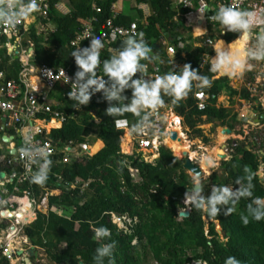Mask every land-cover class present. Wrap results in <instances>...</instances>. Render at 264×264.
<instances>
[{
  "label": "trees",
  "instance_id": "1",
  "mask_svg": "<svg viewBox=\"0 0 264 264\" xmlns=\"http://www.w3.org/2000/svg\"><path fill=\"white\" fill-rule=\"evenodd\" d=\"M117 0H104L98 5L101 13L93 9L94 0H50V12L44 23H53L56 32L51 35L37 34L35 24L28 27L23 33L30 38L34 45V64H46L53 68H69L77 70L75 59L72 57L74 49L70 47L71 41L82 29V20L97 17L93 23L94 34L98 35L106 25V21L113 18L112 6ZM146 3L152 10L148 18L150 25L139 26L140 33L150 47L155 43H161L160 58L156 68L150 67L149 61H142L148 65L149 74L163 75L172 71H179L175 67V61L164 50L162 38L166 32H173L178 38L171 44L176 46L177 59H182L184 64L190 63L193 69H198L202 75L209 76L213 83L211 87L199 89L194 87L189 95L172 103V98L165 96L168 108L183 118L182 125L185 132L192 140L202 138L205 144L209 139L198 126L203 122V117L210 121H219L223 118L235 120L233 110L218 106V100L226 93L232 101V96H240L241 99L250 100L251 95L246 89L236 91L231 86V80L227 76H220L210 70H202L200 65L205 53L215 56L214 50L209 47L208 37L196 40L193 35L182 36L188 33L187 23L177 22L176 17L182 13L175 8L174 0H139ZM64 3L69 8V13L62 14L57 5ZM184 10V9H183ZM186 13L187 10H184ZM118 25H130L133 21L118 17L114 20ZM212 32V39L223 38L228 43L238 38V33L223 35L221 30ZM1 44L5 38L1 37ZM125 40V39H124ZM124 40L112 45L116 50L122 47ZM184 43V47H181ZM196 43H201L196 46ZM24 45H27L24 43ZM168 51V50H167ZM186 54V57L183 54ZM2 63L0 70L7 73L9 78L17 79L24 69L20 55L9 53L6 48L0 50ZM113 54L110 49L103 50V57L109 59ZM251 82H255L254 73H250ZM220 77V78H219ZM107 79V77H106ZM70 89L67 85L57 84L48 97L54 100L53 108L65 113H73L74 101L68 99ZM203 92L208 96L206 108L199 110L197 93ZM125 95L131 99V90ZM108 107L106 100L91 101L87 106H80L78 118L69 119L61 128L52 129L49 137L58 145L86 143L90 137L103 141L104 147L94 156H88L79 161L72 159V163H64V155H57L52 160L51 170L47 182L42 185L47 188L56 187V181L61 176L64 181H74L77 177L84 180H92L90 190L82 196L80 191L76 193L63 191L59 196L50 197V204L58 211H51L45 215L40 213L26 230L32 243L40 246L47 253L48 258L56 264H96L95 251L102 243L116 242L114 249L115 264H192L195 262L205 264H225L229 256H235L240 264H264V220L255 221L251 218L245 226L240 216L246 214L247 205L251 198L241 199L235 212L225 216L223 211L216 217L208 216L202 211L193 208L188 218L178 217V207L182 208L181 199L188 188L192 186V176L184 170V160L174 156L173 152L161 146L160 159L153 163L142 158L141 153L135 151L132 155L122 153V134L114 124V118L105 115ZM47 116L50 120L51 116ZM98 118V120L96 119ZM116 119H129L136 121L131 113ZM179 125L178 119H176ZM264 123V120H262ZM233 128V125H230ZM8 133L16 135L13 129H7ZM2 134V132H1ZM137 135V133H134ZM17 147H20V139L16 136ZM138 142V141H137ZM231 150V158L222 161L223 173H214L210 178L202 180L206 190L215 186L238 187L236 181L245 175V166L254 173L253 189L254 197H264V179L258 175L261 163L264 165V154L255 152L253 144L239 142L234 144L228 141ZM95 150L101 148L98 143ZM138 148V143H137ZM252 148V149H251ZM264 150V142L262 144ZM130 169L136 170L134 174ZM137 176V178H135ZM32 189L37 196L40 193L38 185L32 184ZM223 207V206H222ZM62 211L63 215L59 212ZM127 215L137 219L132 226V231L125 233L109 221V213ZM209 221L206 228V221ZM218 222V223H217ZM107 227L111 230V239L97 241L94 239V227ZM220 227L222 233L218 232ZM0 264H9L1 259ZM35 264H39L38 262ZM108 264V259L104 260Z\"/></svg>",
  "mask_w": 264,
  "mask_h": 264
},
{
  "label": "clouds",
  "instance_id": "2",
  "mask_svg": "<svg viewBox=\"0 0 264 264\" xmlns=\"http://www.w3.org/2000/svg\"><path fill=\"white\" fill-rule=\"evenodd\" d=\"M209 10L211 9L207 6L201 7L198 10V13L201 14L200 18L203 19L204 14ZM37 11H39L37 0H0V25L15 30L22 20H27ZM208 19L211 22L219 23L224 29L223 33L239 34L238 38L231 43H226L223 39H209L207 41L209 47L214 50L215 56H211L208 61L204 60V63L210 64L209 70L212 73L229 78L242 76L251 67L250 61H264V27H261L259 32H253L254 28L264 25V10L258 12L231 5H222ZM194 31L207 33L206 29L201 27H196ZM113 37H115V34H113ZM253 40L254 43H252ZM103 48L102 37L93 36L90 38L88 47H79L72 52L78 70L74 79H71L72 87L67 95L68 99L74 101L73 107L79 109L80 106L89 105L95 94L102 93L103 99L108 103L105 115L114 118L115 126L123 133H126V129L122 128L127 126L129 122L127 119H116V117H123L126 113L133 114L137 118L131 124V131L134 133H143L148 129H154L155 132H158L159 129L155 127V124H158L156 121L161 118L160 109L162 110L166 106L165 96L171 97L172 103H177L186 98L194 87L199 89L209 88L213 83L209 76L202 75L198 69H193L190 63L184 64L178 72L175 70L150 78L148 76V65L142 63V61L151 62L158 57L155 56L154 49L145 41L143 33L129 35L115 54L109 59L101 61L100 56ZM153 53L154 56L151 55ZM207 55L205 53L204 56ZM101 64L103 75L98 74ZM127 90H131L132 93L130 100L125 95ZM96 119L98 120L97 117ZM179 119L182 129L183 118L179 116ZM174 125L176 124L174 123ZM160 131L163 132V129ZM123 133H121L122 139ZM167 133L165 134L166 138H170ZM21 134L23 135V144L17 151L21 159L25 161V169L30 174V183L44 185L48 180L53 163L49 158V149L46 145L41 146L36 142L32 134H25L24 129L21 130ZM158 137L160 147L165 146V141L164 143L161 142L162 139L165 140V137ZM137 141L136 144L138 143V148H140ZM153 150L155 149L153 148ZM156 153H159V151H156ZM150 154L148 155L150 156ZM141 155L143 156V154ZM157 159H154V161ZM192 160L195 162L194 159ZM154 161L150 162L153 163ZM33 165L36 166L34 172L32 171ZM209 167H215V165L210 164ZM0 169H3L0 172L4 173L3 161L0 164ZM131 172L134 174L137 171L133 170ZM244 172L245 175L236 181L238 187L214 185L211 188L210 195H205L201 173L193 170L192 186L185 192L183 200L181 199L183 207H178V217H186L193 208L211 217L218 216L222 211L225 216H230L235 212L241 199L251 198V202L246 208V214L242 213L240 216L242 223L247 226L250 222L249 218L255 221L264 220V197L253 198L255 185L252 181L255 174L247 166H245ZM108 219L118 227L119 231L125 233L131 232L132 226L137 223V219L127 215H119L115 212H110ZM93 231L94 239L97 241L111 239V230L107 227H94ZM19 235L12 236V239L17 240L19 243L17 248L8 240L10 248L15 249L17 255L11 261L6 260V262L9 264H22V261L24 264L37 263L38 258L42 255L43 248L33 244L27 235L23 234L28 241L23 238L18 239ZM33 246L38 251L37 257L30 253ZM115 247V241L102 243L95 251L94 260L96 264H104L106 258L108 264H115ZM15 257H21L22 259ZM26 258H29V261H25ZM225 264H240V261L235 256H229L226 258Z\"/></svg>",
  "mask_w": 264,
  "mask_h": 264
},
{
  "label": "built area",
  "instance_id": "3",
  "mask_svg": "<svg viewBox=\"0 0 264 264\" xmlns=\"http://www.w3.org/2000/svg\"><path fill=\"white\" fill-rule=\"evenodd\" d=\"M103 0H94L93 9L97 13H101V8L98 5ZM39 4V11L32 14L27 20H22L15 28V30L8 29L6 26L0 25V36L5 38V43H0V50L6 48L9 53H16L18 55H25L29 53L30 49H34V45L31 43L30 38L24 36L23 33L27 31V27L32 24L41 25V30L38 34L47 33V27L45 26L43 20H47L50 12V0H37ZM180 5V10H187L186 13H182L185 17H189L193 21V17L198 18L197 24L200 21H206L207 28L214 27L216 31L217 28L224 29L219 23L211 22L208 17L214 15V11H218L219 7L222 5H231L241 9L247 10H264V0H177ZM58 6V5H57ZM207 6L209 11L204 14V18H200V13L198 10L201 7ZM115 18H110L106 21L105 28L98 34H94L93 23L97 21V17L88 19L82 23V29L71 41L70 47L74 51L81 47H88L90 45V38L93 36H101L104 42V48L101 50V61L106 58L103 57V50L110 47L114 42H118L126 39L129 35L139 34V24L137 22L132 23L130 26L118 25L114 22ZM196 22V21H195ZM264 27L258 26L253 29V32H259L260 28ZM36 29V28H35ZM115 34V37H113ZM226 34V33H224ZM0 37V39H1ZM24 43L27 45L25 46ZM181 47H184V43H181ZM168 53L176 55L178 50L176 46L168 45ZM211 56L207 55L201 61V69L208 70L210 64L205 62L210 60ZM33 59V58H32ZM2 58L0 55V62ZM27 63L29 62L28 55L26 56ZM34 64V63H32ZM37 70H25L23 69L17 79L9 78L7 73L0 70V143L2 145L8 144L9 152L7 155L1 156L0 154V164L4 162V176L0 179V261L5 259L11 261L17 251L10 248V243L8 242L9 236L19 235L22 232L21 224L31 225L35 220L38 219L40 213L49 214L51 211H56L57 208L51 206L50 197L59 196L63 191H83L86 192L92 183V180H84L77 177L74 181H64L61 176L58 177L56 181V187L47 188L46 186L38 185L40 193L36 196L33 189L32 183H30V174L25 169V161L21 159L18 153V147L16 142V136L20 139V147L23 144V135L21 130H25V134H32L36 142L41 146L46 145L49 149V158H53L57 155H64V163H72L74 160L82 161L84 158L90 156L91 150L95 147V138L90 137V141L86 143H75L73 141L68 144L58 145L49 137L52 129L61 128L65 122L69 119L76 120L79 116L75 109L73 113H65L53 108L48 100L49 93L56 87L57 84L67 85L71 91L72 82L77 70L72 71L69 68H53L49 65L42 64L38 65ZM32 71V72H31ZM34 74L37 81H30L31 75ZM99 75H103L102 64L98 70ZM153 78V77H152ZM106 79V77H105ZM255 81L257 84L261 82V77L259 80ZM259 87L255 86L251 88V93L258 92ZM199 110H204L206 108V102L208 96L204 93L196 94ZM102 98V93H97L92 97L91 101H100ZM90 101V102H91ZM50 115L51 118L48 120L47 116ZM4 119L6 122L4 123ZM129 124L122 129H126V133L123 136L130 135L134 136L135 144L138 140L139 145L143 149H155L159 151L160 142L159 137H151L148 134V130L143 133H137L134 135L131 131V124L133 121L127 119ZM38 124H31V123ZM52 123L57 125L53 126ZM176 124V123H175ZM5 129L2 130V126ZM7 129H13L16 135L8 133ZM2 132V134H1ZM3 135L7 137H13L10 139L9 143L3 142ZM11 151H14L11 153ZM3 169H0L2 171ZM36 170V166L33 165L32 171ZM133 171V170H131ZM80 189V190H79ZM79 193V194H80ZM63 215V212H59ZM122 220V218H120ZM26 235V234H24ZM22 238L26 241V236L22 235ZM17 259H22L21 257H15ZM22 264L23 261H22Z\"/></svg>",
  "mask_w": 264,
  "mask_h": 264
},
{
  "label": "crops",
  "instance_id": "4",
  "mask_svg": "<svg viewBox=\"0 0 264 264\" xmlns=\"http://www.w3.org/2000/svg\"><path fill=\"white\" fill-rule=\"evenodd\" d=\"M174 4H175V8L180 11V6H179V8L177 7V4H178L177 0H174ZM57 9L62 14H67L70 11L68 6L66 4H64V3H59L58 6H57ZM112 10H113V13H114L113 14V18H115V19L118 18V17H122V19L126 18V21L132 20L133 21L132 23L137 22L139 24V26L142 25V24H144L145 26H149L150 25V22H149L148 18L152 15V10H151V8H150V6L148 4L142 3L139 0H117L112 6ZM175 19H176L177 22L183 21L184 23H187L188 26H190L193 29H195L196 27H201L202 26V25H200V23L197 24L198 18H196L195 16H194V19H193L194 21H192V22L190 21L189 17H185L184 15H182V13L178 14ZM87 20L88 19L82 20L81 23H83V22H85ZM192 23L194 24V26H192ZM203 23H204L203 26L206 27V28L208 26L207 24H210V23H208L206 21V19L203 21ZM130 25H125V26H130ZM45 26L47 27V31H46L47 33H45L43 35H45V36L47 35L48 36V35H51V34L56 32V27H55V25L53 23H48ZM35 27H36V31H37V34H38L40 32V30H41V25L35 24ZM218 27H221V25L218 26ZM209 29L211 31V28H209ZM207 30H208V28H207ZM212 30H213V33H217L218 30L222 31L221 28H217L216 31H215L213 26H212ZM174 33H176V32L174 31L173 34ZM222 33H223V31H222ZM173 34L168 31V32H166L164 34V36L162 38L163 45H165L164 50L167 53V54H164V55H166V56H168V51H167L168 45H171L174 42V40L176 38H178V35L174 36ZM226 34H228V33H226ZM226 34L223 33V35H226ZM185 36H186V34H185ZM211 36H212V32L210 33V35H206L205 37H208V40H209V37H210V39H212ZM195 39L199 40V39H202V38H198V39L195 38ZM220 39H223V38H220ZM223 40L226 43H228L227 40H225V39H223ZM0 41H2V39H0ZM114 43H117V42H114ZM159 44H161V43H159ZM112 45L110 47H107L106 49H110L111 53L115 54L116 49L113 48ZM196 46H198V43H196ZM2 49H4V48H2ZM160 49L158 51H156V57H158L160 59L159 61L163 62L164 60L162 58H160V56H159L161 54L159 52ZM33 52H34L33 56H32V53H31V49L29 50V53H28L29 62L31 61L30 64L27 63V61H23L22 58L20 57V61H22L23 65H24L25 72H27V70H30V69L34 70V71L37 70L36 68H37L38 64L37 65L36 64H32L33 63L32 62V58L35 56V50H33ZM16 54H17V52H16ZM169 55L175 61V67H180L181 68L184 65V62H183L182 59H177V56L172 55V54H169ZM183 56L186 57V54L184 53ZM209 56H211V55H209ZM212 57H214V56H212ZM158 58L150 62V64H151L150 67H153V68L157 67ZM2 61L3 60H1L0 64L2 63ZM148 69H149V67H148ZM156 75H158V74H156V73L149 74L148 73V76L150 78H152V77L154 78ZM35 77L36 76L34 74H32L31 77H30V79H31L30 81H37ZM255 86H258L260 88V85L257 84L256 81L254 83H252L251 79H250L248 82H246L244 87H242L239 90H236V91H240L242 89H246L251 95V99L250 100H244V99H241L240 96L239 97L236 96L234 98V103L231 105L232 101L230 100L229 96L226 93H223L220 96V98L218 100V106L221 105V106H223L225 108L232 107V110H233L232 112L236 116L235 120L230 119V118H223V119H221L219 121H210V120H207L206 117H203V122H201L198 127L203 130L204 135L209 140H210L209 137H210V133H211L212 136H211V140L209 141V143L210 142H215L216 139H219V141L222 139V141L220 142L221 143L220 146L217 147V148H214V149H216V152H214L213 151L214 149H212V150H209L206 153H211V155H214V153L216 154L217 152L218 153H222V154L227 152L228 153V159L227 160H221V161H228L231 158V156H230L231 150L229 149V145H228L226 150L223 149L222 144L223 143H227L228 144L229 140H233L234 144H237V141H236L237 138H239V137L241 138L244 134H247V132H248L246 130V128H248V125H244L243 124L244 122H246V123L250 122V123H247V124H251L252 123L254 125H257L255 123L257 121V116H259L260 114L264 113V98H262L263 96H257L258 92L260 91L259 89H258V92L251 93V88H253ZM48 100H49V102L51 104H55L56 103L54 100L49 99V97H48ZM252 102H253V105H252ZM254 111H257V113H258L257 116L255 115ZM165 113H166L165 111L164 112L162 111V115L161 116H163V118L166 115ZM172 115H175V114H172ZM163 118H160V119L162 120ZM228 119L230 120V124H227ZM156 122L158 123L159 128L162 129L163 126L160 125L161 124L160 120H157ZM260 123L261 124L259 126H262L264 124V123H262V120L260 121ZM31 124H33V125L34 124H38V122H36V123L33 122ZM230 125H233V128H231ZM207 126H210V127L207 128ZM223 128L231 129L233 135L230 136V135H227V134H223ZM255 129L257 130V128H255ZM253 134H254V132L250 133L251 136ZM214 135L216 137H214ZM238 135H240V136H238ZM233 136L234 137L236 136V139L233 138ZM95 139H96L95 146L98 143H101V148L99 149V151H100L104 147V143H103L102 140H100L98 138H95ZM194 139H197V147L200 150V152L203 151V150H208L206 148L207 147L206 145H208V144H205L203 142L202 138H194ZM244 143L248 145L247 142H244ZM252 144H253V146H255L257 143L253 141ZM142 151H145V150L142 149ZM150 153H152V154H150ZM149 154H150V157L153 158V160L157 159L159 157V153H156L155 150H153V151L151 150L149 152ZM194 155H195V153H192V156H194ZM197 156H198V153H196L195 157H197ZM208 158L212 161V163L216 164L217 163L216 158H219V157H217V155L216 156L214 155V156H210V157L208 156L207 159Z\"/></svg>",
  "mask_w": 264,
  "mask_h": 264
},
{
  "label": "rangeland",
  "instance_id": "5",
  "mask_svg": "<svg viewBox=\"0 0 264 264\" xmlns=\"http://www.w3.org/2000/svg\"><path fill=\"white\" fill-rule=\"evenodd\" d=\"M179 4H177V7L179 8ZM181 12L184 14L185 12H184V10L183 9H181ZM214 12H216V11H214ZM191 21V20H190ZM192 22V21H191ZM196 25V24H195ZM203 26V25H202ZM186 28L188 29V33H186V35H193V38L195 37V38H204L206 35H210V33H211V31H210V29H208L207 30V28L205 27V29H206V31H207V33H202V32H195L194 31V29L193 28H191L190 26H188V24H187V26H186ZM204 29V28H203ZM256 33V32H255ZM182 36H185V34H183ZM194 38V39H195ZM255 41L253 40L252 41V43H254ZM200 44L201 43H198V46H200ZM28 54H25V55H21V58H22V60H26V56H27ZM250 63V65H251V67L250 68H248L247 69V71H245V73L242 75V76H236V77H232V78H230L231 79V86H232V88L234 89V90H239V89H241L242 87H244V85L246 84V82H248L250 79H251V76H250V73L252 72V73H254V75L256 76V80H259L260 79V77H261V82L259 83V85H260V88H259V92H258V95L257 96H263L262 98H264V61H255V60H252V61H250L249 62ZM209 70V69H208ZM34 82V81H33ZM236 97V95H233L232 96V102H231V105L234 103V98ZM231 100V99H230ZM252 105H253V102H252ZM164 109V110H163ZM230 109H232V107H230ZM161 110V109H160ZM162 110L163 111H165L166 113V115L164 116V118L161 120V119H159L160 120V122L161 123H163V127H162V129H163V132H161L160 130H162V129H160L159 128V126H158V124H155V127L156 128H158L159 129V131L158 132H155L154 131V129H150L149 131H148V134L151 136V134H153V137H155L156 135H158V136H161V137H165V140H161V142H163L164 143V141H166V139H168V138H166V136H165V134H166V132H168L169 130H171L172 129V127H174L176 130H177V128H178V124H177V121H176V118H178L179 119V116H176V115H172V114H175L173 111H172V109L171 108H168L167 106L166 107H164V108H162ZM176 117V118H175ZM180 121V120H179ZM174 123H176V125H174ZM247 123H250V122H247ZM246 122H244L243 124L244 125H248V128H246V130L248 131L247 132V134H244L241 138L239 137V138H237V143H239V142H247L248 143V145H250L253 141L254 142H256L257 144L254 146V148H255V152H258L260 155H263L264 154V150H262V144H263V142H264V124L262 125V126H259L260 124H257V125H254V124H247ZM172 124V125H171ZM180 124V123H179ZM227 124H230V120L228 119V122H227ZM210 126H207V128H209ZM181 128V127H180ZM255 128H257V130L255 129ZM183 132H184V134H185V139L184 140H186V142H189V152H193V153H195V155L194 156H191L192 157V159H194L195 160V162H197L198 164H200V165H202V169H203V171H204V177H203V179L202 180H206L207 178H209V177H211L212 175H213V173H215V172H217L218 174H222V172H223V169H222V161H221V159L220 158H216V160H217V163L216 164H214V163H212V161L208 158L207 159V157L209 156H216L217 154H218V152L215 154L214 153V155H211V153H206V152H208L209 150H212V149H214V148H217V147H219L220 146V142L222 141V139L219 141V139H216V141L215 142H210V143H208V145H206L207 147V149L208 150H203V151H201L200 152V150L198 149V147H197V139H190L189 137H188V134L185 132V128L183 127ZM254 132V134L251 136L250 135V133H253ZM162 133V134H161ZM211 133H210V140H211ZM238 136H240V135H238ZM127 137V138H126ZM214 137H216L215 135H214ZM233 138H235L236 139V136L234 137L233 136ZM183 140V141H184ZM185 142V141H184ZM166 144V143H165ZM121 148H122V152L123 153H125V154H132L133 152H135V151H137V153H141V154H143V158L146 160V161H154L153 160V158L152 157H150L148 154H149V152H150V150L151 149H148V150H145V151H142V149L143 148H137V144L135 145V140H134V136H130V135H128V136H123V142H122V144H121ZM252 149V148H251ZM99 150H95V148L94 149H92L91 150V153H90V156H94L97 152H98ZM214 152H216V149H214L213 150ZM212 151V152H213ZM8 152H9V149H8V144H6V146L5 145H2L1 143H0V154H1V156H4V155H7L8 154ZM204 152V153H203ZM196 153H198V156L197 157H195L196 156ZM262 153V154H261ZM173 154H174V152H173ZM174 156H175V154H174ZM177 156H181V155H177ZM206 160L209 162V165L210 164H214L215 165V167H209V165H206L205 164V162H206ZM258 175L262 178V179H264V165H263V163H261V166H260V168H259V170H258ZM134 176H135V174H134ZM135 178H137V176L135 177ZM91 186V185H90ZM80 190V189H79ZM90 190V188H88L87 190H86V192L87 191H89ZM210 189H208V190H206V193L207 194H210ZM72 192V194L73 193H76V191H71ZM85 194V192L83 191L82 193H80V195H84ZM56 211H58V210H56ZM180 218V217H179ZM181 219V218H180ZM204 219H205V221H206V228H208V223H209V221L207 220V218L206 217H204ZM218 223V222H217ZM21 227H22V232L20 233V235L18 236V239H22V235L23 234H26V230L29 228V226L28 225H26V224H21ZM218 229L220 228L219 226L217 227ZM27 235V234H26ZM15 241V240H14ZM13 244H18V245H16L15 246V248H17L18 246H19V243H18V241H17V243H15V242H13ZM39 247V246H38ZM35 259V258H34ZM39 264H56V263H54V262H52L49 258H48V256H47V253L42 249V255L38 258V261H37ZM153 263L154 264H158L157 262H154L153 261ZM192 264H197V262H195V263H192ZM199 264H205V263H200L199 262Z\"/></svg>",
  "mask_w": 264,
  "mask_h": 264
},
{
  "label": "water",
  "instance_id": "6",
  "mask_svg": "<svg viewBox=\"0 0 264 264\" xmlns=\"http://www.w3.org/2000/svg\"><path fill=\"white\" fill-rule=\"evenodd\" d=\"M203 24H204V23H203V21L201 20V21H200V25H203ZM192 26H194L193 23H192ZM209 39H210V37H209ZM160 48H161V46H160L159 43H156V44L153 45V49H154L155 56H156V51H158ZM33 50H34V49L32 48V49H31L32 56H33V54H34ZM154 53L151 54V55L154 56ZM219 78H220V77H219ZM160 112H161L160 115H162V111H161V110H160ZM254 113H255L256 116L258 115L257 111H254ZM161 118H163V116H161ZM261 120H264V113H263V114H260L259 116H257V121H256L255 123H256V124H260V121H261ZM5 122H6V120L4 119V123H5ZM160 125L163 126V124H160ZM4 129H5V126L3 125V126H2V130H4ZM121 133H123V131H121ZM167 134L169 135V137H170L171 140H176V139L178 138V132L175 131V130H169ZM223 134H227V135H230V136L233 135V134H232V130L229 129V128H223ZM12 138H13V137H7V135H3L2 140H3V142H9L10 139H12ZM222 146H223V149L226 150L227 147H228V144H227V143H223ZM165 147L168 148V149H170L167 145H165ZM13 152H14V151H11V153H13ZM174 154H175V153H174ZM180 155H181V156H177V155L175 154V156L178 157L180 160H184V165H183L184 170H186V172L189 173L191 176L193 175V170L198 171V172L201 173V179H203V177H204V171H203V169H202V167H201L202 165H200V164H198V163H196V162H194V161L192 160V158H191L190 155H189V151H183ZM217 157H219L221 160H227V159H228V153H227V152H225V153H223V154H222V153H218V154H217ZM158 159H160V157H159ZM205 164H206V165H209V162L206 161ZM3 176H4V173H3V172H0V179H1ZM188 189H189V188H188ZM188 189H187V191H188ZM182 200H183V199H182ZM182 200H181V201H182ZM190 213H191V211L189 212V214H188L186 217L181 216L180 218H181V219H182V218H188V217L190 216ZM218 232H219L220 234L222 233L221 228L218 229ZM30 253L33 254L35 257L38 256V251L35 249V246H33V249H31ZM25 261H29V258H26ZM80 264H86V263H85L84 261L81 260V261H80Z\"/></svg>",
  "mask_w": 264,
  "mask_h": 264
},
{
  "label": "bare ground",
  "instance_id": "7",
  "mask_svg": "<svg viewBox=\"0 0 264 264\" xmlns=\"http://www.w3.org/2000/svg\"><path fill=\"white\" fill-rule=\"evenodd\" d=\"M194 19V17H193ZM194 21V20H193ZM201 28H204V26H201ZM176 118V117H175ZM178 119V118H176ZM180 119H178L179 121ZM180 123V121H179ZM53 126L57 125L55 123L52 124ZM171 130H175L178 132V138L176 140H171L170 138L166 139L165 143L166 145L176 154V155H180L183 151H188L189 150V142H186L185 139V134L182 131V129L180 128V124L178 125L177 130L172 127ZM127 138V137H126ZM185 142H184V141ZM193 152H190V156H192ZM9 242H11V244L13 246H16L17 244H13V242L17 243V240L14 241V239H12V236H9Z\"/></svg>",
  "mask_w": 264,
  "mask_h": 264
},
{
  "label": "flooded vegetation",
  "instance_id": "8",
  "mask_svg": "<svg viewBox=\"0 0 264 264\" xmlns=\"http://www.w3.org/2000/svg\"><path fill=\"white\" fill-rule=\"evenodd\" d=\"M163 124V123H162ZM123 140V139H122Z\"/></svg>",
  "mask_w": 264,
  "mask_h": 264
}]
</instances>
